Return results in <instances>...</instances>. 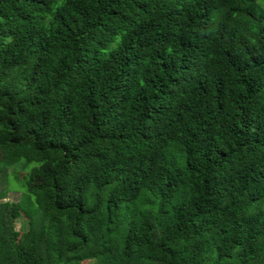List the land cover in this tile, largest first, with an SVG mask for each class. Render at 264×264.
Wrapping results in <instances>:
<instances>
[{"label": "trees", "instance_id": "obj_1", "mask_svg": "<svg viewBox=\"0 0 264 264\" xmlns=\"http://www.w3.org/2000/svg\"><path fill=\"white\" fill-rule=\"evenodd\" d=\"M33 163L0 264H264V0H0V170Z\"/></svg>", "mask_w": 264, "mask_h": 264}, {"label": "rangeland", "instance_id": "obj_2", "mask_svg": "<svg viewBox=\"0 0 264 264\" xmlns=\"http://www.w3.org/2000/svg\"><path fill=\"white\" fill-rule=\"evenodd\" d=\"M19 164H26L22 160ZM37 164L33 163L29 167L24 165H15L11 168L0 170V204L9 202L11 204H18L23 202L25 190L23 188L24 176L29 173V170ZM34 203V202H33ZM42 215H37L38 220H42ZM29 219L25 214L16 221V229L27 231ZM87 264H97L95 260L89 261Z\"/></svg>", "mask_w": 264, "mask_h": 264}]
</instances>
